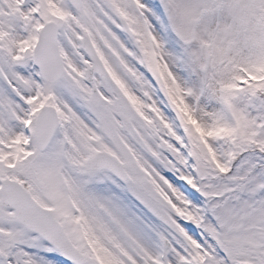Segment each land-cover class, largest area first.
<instances>
[{
    "label": "snow or ice",
    "instance_id": "obj_1",
    "mask_svg": "<svg viewBox=\"0 0 264 264\" xmlns=\"http://www.w3.org/2000/svg\"><path fill=\"white\" fill-rule=\"evenodd\" d=\"M0 264H264V0H0Z\"/></svg>",
    "mask_w": 264,
    "mask_h": 264
}]
</instances>
